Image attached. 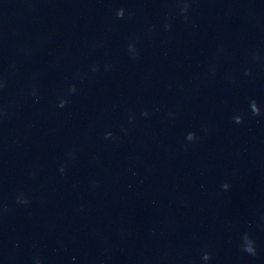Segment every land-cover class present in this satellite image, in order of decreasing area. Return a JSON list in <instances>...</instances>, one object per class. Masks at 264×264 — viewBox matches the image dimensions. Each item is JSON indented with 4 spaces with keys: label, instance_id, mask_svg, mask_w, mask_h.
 <instances>
[{
    "label": "water",
    "instance_id": "obj_1",
    "mask_svg": "<svg viewBox=\"0 0 264 264\" xmlns=\"http://www.w3.org/2000/svg\"><path fill=\"white\" fill-rule=\"evenodd\" d=\"M0 264H264V0H0Z\"/></svg>",
    "mask_w": 264,
    "mask_h": 264
}]
</instances>
